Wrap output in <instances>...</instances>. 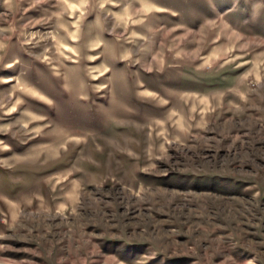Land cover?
<instances>
[{
	"label": "rangeland",
	"instance_id": "1",
	"mask_svg": "<svg viewBox=\"0 0 264 264\" xmlns=\"http://www.w3.org/2000/svg\"><path fill=\"white\" fill-rule=\"evenodd\" d=\"M0 264H264V0H0Z\"/></svg>",
	"mask_w": 264,
	"mask_h": 264
}]
</instances>
